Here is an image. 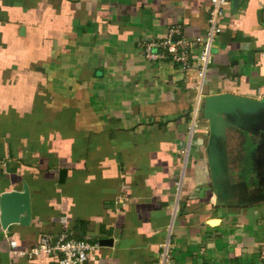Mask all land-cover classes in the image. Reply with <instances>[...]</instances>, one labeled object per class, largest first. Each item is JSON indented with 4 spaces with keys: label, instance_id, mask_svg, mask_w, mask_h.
<instances>
[{
    "label": "crops",
    "instance_id": "0c3cea01",
    "mask_svg": "<svg viewBox=\"0 0 264 264\" xmlns=\"http://www.w3.org/2000/svg\"><path fill=\"white\" fill-rule=\"evenodd\" d=\"M209 5L0 0V196H30L26 224L5 228L0 209V264H51L14 252L44 233L110 240L83 264H160L165 251L167 264H263L264 200L219 199L203 102L264 99V0H230L204 78L197 48L186 68L150 55L172 29L205 36ZM260 140L226 126L220 144L249 193Z\"/></svg>",
    "mask_w": 264,
    "mask_h": 264
},
{
    "label": "water",
    "instance_id": "95a60500",
    "mask_svg": "<svg viewBox=\"0 0 264 264\" xmlns=\"http://www.w3.org/2000/svg\"><path fill=\"white\" fill-rule=\"evenodd\" d=\"M239 0H233L236 7ZM204 116L210 122V141L208 145L209 161L212 171L214 190L219 199L228 200L237 196V190L245 194L247 201L264 200V99H255L249 96L235 95L225 92L205 97L203 102ZM237 127L252 135L261 136L256 146L257 155L252 159V166L256 171L258 188L249 193L246 182L232 183L229 180L227 156L220 149L225 127ZM1 222L5 228L13 223L26 224L29 221L30 196L29 192L9 191L0 198ZM27 210V211H26ZM27 212V213H25ZM23 220L25 222H23ZM211 221H217L212 219ZM102 244H109L110 240L102 239Z\"/></svg>",
    "mask_w": 264,
    "mask_h": 264
},
{
    "label": "built area",
    "instance_id": "2783aa9c",
    "mask_svg": "<svg viewBox=\"0 0 264 264\" xmlns=\"http://www.w3.org/2000/svg\"><path fill=\"white\" fill-rule=\"evenodd\" d=\"M229 5L230 0H210L208 28L205 36L173 39L174 29H172L167 38L152 42L151 45L158 51L151 52V57L154 59L170 57L171 60L186 68L191 64L192 51L197 48L199 49L196 56L198 75L200 78H204L211 64L213 42L216 35L223 30ZM100 245V242H92L88 238L74 239L65 234L53 238L50 234L44 233L40 236L37 244L28 252L18 250L14 252L20 255L28 254L31 257L45 253L51 258V264H83ZM162 256L160 264H167L168 252L165 251ZM260 258L264 264V244L260 250Z\"/></svg>",
    "mask_w": 264,
    "mask_h": 264
},
{
    "label": "flooded vegetation",
    "instance_id": "af4514ba",
    "mask_svg": "<svg viewBox=\"0 0 264 264\" xmlns=\"http://www.w3.org/2000/svg\"><path fill=\"white\" fill-rule=\"evenodd\" d=\"M244 151H245V149L243 150V156H244ZM253 179H254V181H252L250 183V186L252 189H257L258 188V180H255V178H253Z\"/></svg>",
    "mask_w": 264,
    "mask_h": 264
},
{
    "label": "rangeland",
    "instance_id": "374dc122",
    "mask_svg": "<svg viewBox=\"0 0 264 264\" xmlns=\"http://www.w3.org/2000/svg\"><path fill=\"white\" fill-rule=\"evenodd\" d=\"M241 156L243 157V150H242V152H241ZM241 162V161H240Z\"/></svg>",
    "mask_w": 264,
    "mask_h": 264
}]
</instances>
